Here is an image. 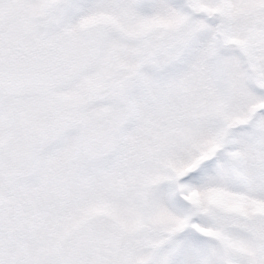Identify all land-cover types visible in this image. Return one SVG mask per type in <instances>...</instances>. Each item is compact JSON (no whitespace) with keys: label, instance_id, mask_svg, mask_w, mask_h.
<instances>
[{"label":"snow or ice","instance_id":"snow-or-ice-1","mask_svg":"<svg viewBox=\"0 0 264 264\" xmlns=\"http://www.w3.org/2000/svg\"><path fill=\"white\" fill-rule=\"evenodd\" d=\"M0 264H264V0H0Z\"/></svg>","mask_w":264,"mask_h":264}]
</instances>
